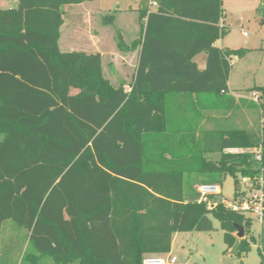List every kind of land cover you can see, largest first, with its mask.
<instances>
[{
  "label": "trees",
  "instance_id": "obj_1",
  "mask_svg": "<svg viewBox=\"0 0 264 264\" xmlns=\"http://www.w3.org/2000/svg\"><path fill=\"white\" fill-rule=\"evenodd\" d=\"M18 1L0 9V232L8 220L28 231L24 260L142 264L170 254L176 233L214 230L211 216L229 249L242 226L238 255L249 252L254 219L225 207L222 194L209 208L197 191L186 193L185 177L264 179V122L214 131L166 123L170 94H228L233 58L249 52L216 46L227 34L222 0H154L156 12L142 9L141 37L123 45L141 49L129 90L104 76L100 53L60 49L64 8L99 0ZM115 21L102 17L106 26ZM251 91L264 115V87ZM260 243L264 264V221Z\"/></svg>",
  "mask_w": 264,
  "mask_h": 264
},
{
  "label": "rangeland",
  "instance_id": "obj_2",
  "mask_svg": "<svg viewBox=\"0 0 264 264\" xmlns=\"http://www.w3.org/2000/svg\"><path fill=\"white\" fill-rule=\"evenodd\" d=\"M148 0H100L99 3L93 4L95 9H100L103 16L118 15L117 43L118 51H126L124 46H128L125 41H122L120 35H124V40L129 41L130 35L126 30L121 29L122 25L133 23L137 15L128 12L130 8L144 7ZM18 0H0V9L18 8ZM264 0H259L254 4L252 0H224V19L226 20V36L219 42L225 49H239L249 46L248 48L255 49L247 54V57L234 59L231 70V85L233 88H241L244 90L236 91L239 95L246 98L255 99L260 103V93L251 91L254 87H264ZM77 16L83 32L87 35L97 34L100 29L101 20L97 14L91 15L87 20ZM97 13V11H96ZM81 19V20H80ZM71 18H68L67 24L70 25ZM77 21V20H76ZM137 23V22H136ZM103 24V23H102ZM67 25V27H68ZM121 27V28H120ZM113 28V27H112ZM117 28V29H116ZM124 28V27H123ZM247 33V37L244 34ZM86 36L81 35L79 42L83 45ZM62 50H81L77 42H72L71 45H66V36L62 37ZM69 46V47H68ZM132 58V59H131ZM132 63L125 64L124 60L111 61V58L104 59L103 73L105 77L111 79L114 86H118L122 79L134 76L137 72L138 56L132 54L130 56ZM127 65H131L128 68ZM130 82V81H129ZM249 88V89H247ZM251 88V89H250ZM76 89H72V93H76ZM264 101V97L262 98ZM193 109V108H192ZM246 123H240L246 129H260L264 122V115L261 108L250 110L246 116ZM227 128H238L237 126L228 125ZM203 130V129H202ZM208 160L219 159L216 155H206ZM186 193L198 192V186L202 184H217L221 186L222 195L220 199L228 203H239L251 195L253 187L250 189L242 182V175L237 174L232 176L222 172H207L197 173L192 172L185 177ZM251 190V191H250ZM249 216L247 213H245ZM214 230L210 232H183L176 233L173 238L172 250L169 254L176 257L177 264H261L262 257L259 254L261 247L260 236L262 234V224L253 220L252 234L256 242H251V250L241 255H232L231 249L228 248L225 239L224 231L221 228L220 222L211 216ZM32 248L28 242V231L18 227L12 220L4 223L0 232V264H29L24 260L26 253H30ZM40 264H56L50 258H43Z\"/></svg>",
  "mask_w": 264,
  "mask_h": 264
},
{
  "label": "crops",
  "instance_id": "obj_3",
  "mask_svg": "<svg viewBox=\"0 0 264 264\" xmlns=\"http://www.w3.org/2000/svg\"><path fill=\"white\" fill-rule=\"evenodd\" d=\"M99 1L86 2L79 5L66 6L64 8L65 23L61 29V37L59 41L60 49L62 50L63 47V41H62L63 34L64 36H66V41L64 42V44L66 45H71L72 42H77V44L79 45L80 44L79 39L81 38V35H84L86 36V40H84L85 43L83 45L81 44L79 45L81 50H68L67 52L81 51L87 54L100 53L103 60V69H104V59L106 57H109L111 58V61H116V62L118 60H124L125 64H127L128 62L132 63V60H130V56L135 53L137 54L139 61L140 51H141L140 48H137L134 51H128V50L121 52L118 51L117 48L118 43L116 40L118 33L117 30H115L114 28L117 27L119 23L117 16L123 13L120 9H119L120 12L116 15L115 24L106 26L100 23V29L99 32H97V34L87 35L85 32H83L81 27L78 26L77 23L79 22V20L77 19V16L81 18V11L83 12L82 13L83 17L86 19L85 21H88L87 19L94 14L99 15L98 19L101 20V17L103 15L100 12L101 10L95 9V6L93 5L99 3ZM222 2L224 8V0H222ZM252 2L254 4H257L259 0H252ZM155 3L156 2L154 0H148L144 7L140 6L139 8H130L128 10V12H131V14L133 13L137 15V19L134 18L135 19L134 24L129 23L122 25L121 26L122 28L120 27L121 29H124V31L125 29H127L126 33L129 34L131 37V39L127 41L123 39L124 35H120L121 40L125 41L128 44V46L141 37L143 32L142 24L145 25L147 22V18H144L141 24L139 20L140 11L142 9H147L148 13L156 12L157 6L154 5ZM75 12L78 13L77 16L74 15ZM68 18H71L70 25L67 24ZM226 23H227L226 20L223 18L220 22V26L226 29ZM223 39L224 38L218 40L216 42V46H218L223 50H226L224 46H221L219 44V42H221ZM248 47L249 46L244 47L245 49L249 50L248 54L251 53V51L255 50L253 48H248ZM234 59L235 58H233L232 65ZM195 62L199 69L201 70L205 69L207 65V54L201 53L197 55L195 57ZM127 67L131 68V65H127ZM231 75L232 74H230V78L228 82L229 93L223 96L217 97L213 95H202L197 97L194 95H187V94L186 95L170 94L167 98L166 123H198V129H203L207 131L236 129V128H227L228 125L237 126L238 129H243L244 126H241L240 123H246L245 120L248 112L250 110H254L252 106V102H257V101L255 99L246 98L239 95L238 92L236 91H241L246 88L244 89L233 88L231 85ZM134 77L135 75L129 78L130 82L127 80V78L122 79L119 85L125 83L126 84L125 89L129 90V84L133 81ZM109 80L111 81V79ZM254 93L255 92H253V94ZM210 155H214V154H210ZM217 160L218 159L214 158L212 161L215 162Z\"/></svg>",
  "mask_w": 264,
  "mask_h": 264
},
{
  "label": "built area",
  "instance_id": "obj_4",
  "mask_svg": "<svg viewBox=\"0 0 264 264\" xmlns=\"http://www.w3.org/2000/svg\"><path fill=\"white\" fill-rule=\"evenodd\" d=\"M157 6V3L154 4ZM222 27V26H221ZM247 36V33H245ZM256 95V93H254ZM255 158L258 162H261V152L256 150ZM242 182L245 183L248 188L255 189L251 192V195L245 200L239 203H228L223 200L225 207L237 212L247 213L254 220L260 222L264 221V179L262 173L255 178H242ZM251 191V190H250ZM198 193L200 195V202L208 203L209 208L216 206L209 200L211 196H218L222 194L221 186L217 184H202L198 187ZM176 257L168 255H148L144 258L142 264H177Z\"/></svg>",
  "mask_w": 264,
  "mask_h": 264
},
{
  "label": "water",
  "instance_id": "obj_5",
  "mask_svg": "<svg viewBox=\"0 0 264 264\" xmlns=\"http://www.w3.org/2000/svg\"><path fill=\"white\" fill-rule=\"evenodd\" d=\"M263 11H264V6H263ZM226 50H228V49H226ZM237 229H238V232L236 234L237 241L235 242V244L231 250L232 255H238L241 240H243L245 238V229L242 226H237Z\"/></svg>",
  "mask_w": 264,
  "mask_h": 264
}]
</instances>
